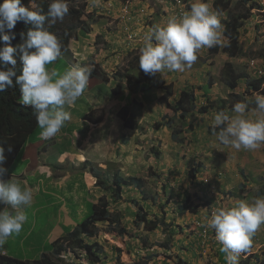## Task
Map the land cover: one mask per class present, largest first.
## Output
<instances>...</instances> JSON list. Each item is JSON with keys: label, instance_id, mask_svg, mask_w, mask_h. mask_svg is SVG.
<instances>
[{"label": "rangeland", "instance_id": "obj_1", "mask_svg": "<svg viewBox=\"0 0 264 264\" xmlns=\"http://www.w3.org/2000/svg\"><path fill=\"white\" fill-rule=\"evenodd\" d=\"M87 1L88 3L85 8H83L81 18L88 19L89 31H87L89 36L82 39V41L85 40V42H81V44L88 45L94 49L95 52L93 51L94 53L91 59L96 62L97 65H99L98 68L108 76L107 81H111V74L115 71H123L130 68L131 61H133L135 57L140 56L144 34L153 26H164L168 18L173 15L175 8L174 1L170 2V0H102V4L96 7L91 5L90 0ZM185 1L190 3L188 7L191 8V4L194 0H184V2ZM213 1L214 0H206L211 7ZM261 1L263 2V0ZM126 2L129 4L131 11L137 13L139 10L141 12L138 18L134 19L136 24L122 23V17L126 18V15L121 12V7ZM108 3L111 5L116 4V7L119 6V8L110 10L106 7V5H109ZM189 10L190 9L187 11ZM258 11L262 12L263 9L258 10L254 8L251 12L252 15L246 20H242V22H244L240 28L239 41L242 45V53L240 55L234 58L228 57L224 50L226 41L224 37H222L221 42L217 45V52L210 53L209 48L202 49L198 54L197 61L191 68H186L183 72L165 70L163 73H158V76H152V78L155 77L156 79L153 80V82L149 81L150 89L143 95L142 100L138 96V93H135L133 96L130 94L127 95L128 101H126L124 106L127 116L131 117L132 114L135 113V111H132L134 106L131 103V97H136L135 103L137 105H135L140 108L139 119H141V123L139 124V132L143 139L142 143L138 140L137 145L140 147L137 151H139V153L142 151L139 155L143 159L145 167L146 163H153L152 167L149 166V168L147 167L144 169L142 178L137 180L138 186L134 184L130 186L122 184L124 189L125 187L126 189L128 188L126 195L132 196L127 197L128 199L156 194L160 186L159 183H161L159 182L160 177H167L172 189H175L177 192L180 191L183 196L195 192L196 194L191 196L195 197L194 199H198V196H200L203 203H206V211H208V214L204 213L202 220H206L207 224V220L211 218L212 213L217 208H230L233 205L230 204V206H226L224 200L228 201L232 197L248 195L244 200L253 202L258 197H264L262 194H257V190H255H264V145L257 150L248 151L241 149L237 151L230 146L219 144L212 130L206 129L207 126H212V120L216 113L215 108H217L219 104L214 108H209L204 117L203 126L201 125L199 128L195 127V133L189 128L188 131L182 133L183 141L179 143L174 142L175 144L170 140V134L165 128L161 131H157L156 128H153L154 122L162 121L163 115H171V113L164 112L166 108L161 101H155L150 105L145 104L146 99L151 94H154V92L158 96L164 94L165 86L171 83L172 94L168 97L170 101L177 97L178 91L186 88L194 91L197 107L201 104L206 105L205 99L207 97L210 99H223L224 103L227 105L230 103L228 99L229 90L224 83L223 73L228 72L240 75L239 80H237L238 84L235 91L245 93L246 99H248V102H246L248 104V108L245 112L246 118L256 119L259 115L253 111L256 108L254 98L256 93L245 88L244 81L246 77H264V13L259 15ZM218 13L220 14L219 18L221 24H223L227 20L232 19L235 15H241L243 13V8L242 6L236 7L234 2H232L229 11ZM93 16L94 20L90 22ZM66 18L67 16H65L62 22L57 21V23L54 24L55 33L58 34V32L65 27V24L71 25L66 21ZM256 19L262 21L258 24L254 23ZM77 25L78 23L75 22V27ZM132 27L135 28V33L140 36L142 41L138 46L130 50L124 48L125 43L121 40L124 34H126L129 29H132ZM80 33H82L80 34L81 37L87 35V33L83 31ZM75 41H77V39H75ZM113 46H115L116 51H119V53H117L119 56L118 58H114V55L116 56L117 54L111 52ZM74 50L77 51L76 49ZM71 52V49H68L57 61L47 67L50 70L55 68L58 72L63 73L66 68L65 63L70 58ZM88 63L91 64L90 61H88ZM134 71L136 73V70ZM96 82L98 83L95 84ZM99 85L100 81H97L95 78H90L89 85L84 95L96 94L103 99L105 103L109 98L113 99L111 90H108L107 86L102 85L100 89L98 88V90H96L95 86ZM202 86L204 89L207 88V96H204L205 94H203L204 89L201 88ZM86 102L80 104L81 110H87L88 102L87 107L84 108ZM226 105H224L223 108L227 110ZM229 114L235 115L230 111ZM172 129L178 130L179 132L182 130L179 124L174 125ZM192 134H195L193 138H191ZM149 156L156 157L158 163H161L163 166L160 169H156L153 158L149 160ZM126 162L128 163V161ZM198 162L202 163L204 167L203 171L207 172L205 177L208 179V185L203 186L196 184L198 178L192 181L187 178L186 173L189 172V168L195 166ZM16 165L17 162L12 167L16 169ZM172 166L173 169H171ZM120 169L122 172L123 167L121 166ZM157 172L160 174H157ZM116 174L120 176V171L116 170ZM132 174H134V172H129L128 176H132ZM150 176L155 177V179L152 181L147 179V177ZM246 187H249V192L247 191L248 194H244L243 189H247ZM181 197L182 196H179L177 198V202L184 200V197ZM150 198L152 197H147L146 199L148 200ZM149 203V201H143L142 204L145 209H148L147 205ZM45 204H47V201L39 197L38 205L43 206ZM196 204L199 205V203ZM190 205L192 206V204ZM169 206L170 207L167 208L168 215L165 216L166 223H168V225L169 223H177V225H180L179 228H177L180 232L175 234V236L173 235L170 241H168V236L170 234L163 231L162 228V231L157 230L152 233L139 230L140 238L138 239L143 240V238L146 239V237H149L152 238L153 243H156V245L147 248L148 250L145 252L132 248L134 246L133 241L122 238L117 230L122 227L126 229L131 227L134 210L128 204L114 203L110 219L112 220L114 217H120L121 221L120 223H114L113 220L111 221L109 219L106 222L95 224L97 230L95 239L100 248L97 250L96 261L81 256L77 248L63 251L61 257L66 263L72 262L74 264H131L137 259L145 261L146 254L150 253L155 255L152 259V264H192V261L194 263L196 262V264H214L215 262H213L212 257L218 256L216 254L218 253V248H215L213 244H202L203 242H200L198 235L193 230V225L199 220V215L185 212L181 215L178 214L179 216L176 218L177 215L172 213H177L175 201L170 200ZM25 207L27 206H22L24 212ZM52 214L53 209L40 211L38 215L34 217L35 219L32 225L31 220L29 221L27 219L20 234H14L9 237L4 244L3 247L7 249L8 255L16 258H32L34 256H39L40 252L44 250H50L47 248L42 249L43 243L41 242L46 232L56 223L57 218L56 216L55 218L52 217ZM150 216L149 214L148 217ZM125 224L126 226H124ZM27 230H30V233L25 235ZM189 230H193L192 234H189ZM211 231L215 234L213 229H211ZM133 233H136V231H133ZM21 238H23V240L20 243ZM177 238H179V240ZM180 239H182L181 241L183 242L182 247L188 248L187 254H183L184 262L182 259H177L176 255L174 257H168L166 254V246L163 247L168 243H171L174 247L176 243V245L179 244ZM40 243L41 248L37 252L35 248L40 245ZM262 244H264V226L253 235L252 246L243 256L239 257V264H264V247L259 248ZM160 245L163 246L160 247ZM179 246H177V248ZM201 246L203 247L201 248ZM184 250L185 249H182L181 251L184 252ZM206 254L207 257L203 260ZM207 258L208 261H206ZM163 260L166 261L161 262ZM202 260L203 262H200Z\"/></svg>", "mask_w": 264, "mask_h": 264}, {"label": "clouds", "instance_id": "obj_2", "mask_svg": "<svg viewBox=\"0 0 264 264\" xmlns=\"http://www.w3.org/2000/svg\"><path fill=\"white\" fill-rule=\"evenodd\" d=\"M77 1L78 8H81L79 10L76 7L78 12L81 13L77 16L81 18L83 8H85L88 1ZM173 1L174 0H170V2ZM180 1V8L182 9V14L180 16L174 15L178 8L174 1L175 8L173 15L168 18L166 24L164 26L156 25L151 27L143 36V47L140 50L139 56V69L147 75L156 76L158 73L165 72V70L183 72L186 68H191L197 61L198 54L202 49L212 48L218 45L222 40L224 28L219 18L220 14L213 10L206 0H194L191 4V8L188 7L190 4L189 2H184V0ZM90 2L94 7L102 4V0H90ZM106 7L110 10L119 8V6L116 7V4H109L106 5ZM254 8L258 10L263 9L262 12L258 11L259 15L264 13V8L260 6H255L250 11L252 12ZM188 9L190 10L187 11ZM68 14V0H51L47 12H44V10L35 3V0H29V6L27 7L22 5L21 0H2V2H0V42L3 43V46L0 47V93L14 86L13 77H15V84L19 86L20 101L23 105L30 106L35 111L37 124L42 130L41 137L45 139L56 136L65 125V122L71 120V113L66 111L65 108L66 106L74 105L78 98L84 94L89 85L90 76L94 70L93 67H95L97 72V77L95 79L103 83L108 82V76L98 68L99 65L93 60H91V64L88 65L77 63L67 68L73 59L72 52L74 49H71V44L73 45L75 39L81 40L83 37L86 38L89 36V27L88 31H86L87 35L71 39L68 49H71L72 52L70 58L65 63L67 69L64 70L63 73L58 72L55 68L50 70L47 67L57 61L61 55L68 50L62 52L60 39L53 32L49 31L52 25L56 24L57 21L62 22ZM136 14L139 16L141 12L138 10ZM124 19L125 18L122 17V21ZM93 20L94 16L92 18V21ZM19 21L30 24L31 27L26 33H21L23 42L13 47L11 41L15 39V33L12 30ZM260 21L262 20L256 19L254 23L258 24ZM122 23L124 24L125 22ZM121 41L125 43L124 48L132 50L135 46H138L142 40L140 38L139 42H130L125 39L124 34ZM111 50L113 54L119 53V51L115 50V46H113ZM17 52H19V58L22 62L19 75H17L15 69L17 64ZM118 57V54L116 56L114 55V58ZM8 65L12 67H8ZM139 69L134 70H136V74L140 76ZM137 93L142 100L143 96L141 93ZM128 94L130 93L126 91L125 97L118 99H125V101H128ZM130 95L133 96L135 93ZM154 95H156L155 92ZM135 99L136 97H131V103L134 106L132 111H135L131 117H134L135 122L133 126H129V128L124 125L128 130L132 129L135 124L139 125L141 123V119H139L140 108L136 107L137 104L135 103ZM146 103L147 102H145V104ZM255 105L256 108L253 111L259 114L256 119L246 118L245 112L248 107L246 102H236L231 109V112L235 115H230L228 110L217 111L212 120V128L206 129H211L217 141L223 146H230L237 151L241 149L248 151L257 150L264 145V94L259 92L255 94ZM125 109L126 108H122L125 116L124 119L131 118L127 116ZM137 110H139V114H137ZM92 112H94V109L90 111V114ZM164 112L168 113L166 110ZM175 120L176 124H179L182 130L181 132L178 130L174 131L180 134L182 138L180 141L182 142V133L188 131L189 127L184 128L183 125L185 124L177 121L176 117ZM157 127V131H161L165 128ZM199 127L200 126H198V128ZM153 128L155 127L153 126ZM217 128L220 129L218 132H216ZM165 129L169 132L170 140L173 143L180 142L172 138V131L170 129ZM194 136L195 134H192L191 138ZM11 150V147H9L8 151ZM4 151L5 149L0 147V205L8 207L0 210V247L4 246L9 237L14 234H20L23 225L27 221V216L22 210V206H30L34 198L32 188L22 187L21 183L15 178L8 180L4 179V172L6 171L2 167L5 160ZM152 158L154 163H158L156 157L152 156ZM162 166L163 165L160 163L156 166V169H160ZM203 168L201 162L196 163L195 166L189 168V171L191 169H197L196 176H190L189 172H187V178L191 181L198 178L197 183L195 181L193 182L203 186L208 185V179L205 177L207 172H204ZM157 174L160 173L157 172ZM117 176L118 175H116V177ZM116 177L110 181L115 182ZM138 179L140 178L130 176L128 177L129 181H125L122 177V181L120 182L121 194L123 195L126 189V187L125 189L123 188L122 184L126 186L133 184L138 186ZM153 179H155V177H153ZM160 180L169 183L167 177L165 178L162 176ZM111 186H113V184ZM169 187L171 191H175V189L171 188L172 186H170V184ZM177 193H180V191ZM193 193L196 194L195 192ZM193 193L188 194L187 197L190 195L193 201L199 203L197 200L201 198L194 199L195 197L191 196ZM179 195L183 197L182 193ZM247 196L248 195H243L242 197L237 196L234 198L232 197L228 201L224 200L226 206H230V204L233 205L230 208H217L212 213L211 218L207 220V224L206 220H202L204 213L208 214V211H206V203H203L201 199L199 205H197L196 215H199L200 221L197 220L194 223V232L198 235L200 242H203L202 244H213L215 248L218 249L221 247L220 251L225 253L224 263L215 262L214 264H239V257L243 256L252 246L253 235L264 226V197H258L253 202H247L244 200ZM127 197H129V195L125 197L127 200L126 202H113L111 194L110 197L101 195L97 201L103 198L107 202V209L110 213L112 212L114 203L128 204L133 208L135 213V206L130 204L129 201L137 200L128 199ZM143 201L144 199L137 202L143 203ZM181 202L182 201L178 203L175 202V204L177 203L176 207ZM173 214H175V212ZM133 215L134 214H132V217ZM175 215H177L176 218H178L179 215ZM113 221L114 223H120L121 219L120 217H114ZM124 226H126V224ZM134 227L132 221L130 228L126 229L122 227L118 228V230L122 229V231H127V233L141 230L140 228L134 229ZM211 229L214 230L215 234L212 233ZM193 230H189V234H192ZM119 235L122 236V238L128 239L126 234ZM83 238L86 237L84 236ZM93 239L96 241L95 238ZM181 243L183 244L182 241ZM202 247L203 246H201V248ZM182 249H186L188 252L187 247H182ZM0 251L3 253L4 249H0ZM192 264H196V262L194 263L192 261Z\"/></svg>", "mask_w": 264, "mask_h": 264}, {"label": "trees", "instance_id": "obj_3", "mask_svg": "<svg viewBox=\"0 0 264 264\" xmlns=\"http://www.w3.org/2000/svg\"><path fill=\"white\" fill-rule=\"evenodd\" d=\"M0 2H2V0H0ZM77 2V0H68L70 11L69 14L66 15V21L71 25L65 24V27L60 32H58V34L54 32V25H52L49 29V31L53 32L60 39L62 44V52L68 49V45L72 38L80 36V34H82L80 33L81 31L85 33L89 27L88 19L80 18V16L78 18L77 16L81 14L78 12V9L80 10L81 8H78L79 6ZM232 2H234L236 7L242 6L243 13L241 15H235L232 19L227 20L222 25L224 28L223 37L226 41L224 44V50L228 57L234 58L242 53V45L239 41L241 32L240 28L244 22H242V20H246L251 16L250 10L253 7L260 6L261 8H263L264 0L263 2L261 0H214L211 8L217 12L229 11L230 4ZM21 3L26 7L29 6V0H21ZM35 3L39 5L44 10V12H47L51 0H35ZM134 13V11L130 10L128 16L122 22L128 24H136L134 19H136L138 14L135 13V15L133 16ZM75 22L78 23L76 27ZM30 27V24H25L23 21H19L16 23L15 28L12 30L15 33V39L11 41V45L13 47L23 42L21 33H26V31ZM134 29L135 28L132 27V31H134ZM2 46L3 43L0 42V47ZM209 50L210 53H216L218 50V46L216 45L212 48H209ZM19 55V52H17V64L15 66L17 75L20 74L22 68V62L19 58ZM8 67L12 66L8 65ZM134 68L139 69V56L135 57V59L131 61L130 68H128L127 70H118L117 72L111 74L112 80L114 81V84L110 89L111 95L113 97L123 98L125 97L126 91H128L130 94L140 92L143 96L150 89L149 81L153 82V80H155L156 78H152V76L145 74L141 69H139L140 74H143L139 76L134 72ZM93 69L94 70L92 71L90 78L97 77L95 67H93ZM239 76L240 75L238 74L228 72L223 73L224 83L229 90L228 99L230 103L227 105L224 103L223 99H210L207 97L205 99L206 105L201 104L202 106L200 105L199 107H197L194 91L192 89L186 88L180 90L177 97L170 101L168 97L172 94V85L171 83H169V85H166L164 88V94H162L161 96L151 94L146 99L147 105L152 104V102L156 100L161 101L164 104L166 111H170L171 113V115H163V121L154 122L153 126L155 128L158 126L157 128L165 127L170 129L172 131V138L174 140L177 139L180 141L182 139L180 134L172 129L174 124H176V117L177 121L185 124L183 125L184 128H188L189 126V128L192 129V131L195 133L193 127L195 128L204 125L203 120L209 108H214L217 104H219L218 107L215 108V111L217 112L220 110H226V108H223L224 105H226L227 110L231 112V109L236 102H248L245 93L235 91ZM244 82L245 88H248L255 93L259 92L261 94H264V77H246ZM13 85V87L0 93V147H3L5 149V160L2 164V167L6 170L4 172V179L7 176V170L11 163L21 153L24 145L31 140L30 137L32 135L35 136L34 131L35 127L37 126L35 111L30 106L23 105L20 101L19 86L15 84V77H13ZM201 88L204 89L203 86ZM203 94H205L204 96H207V88L204 89ZM137 114H139L138 110ZM134 122V117L125 118L123 125L129 128V126H133ZM207 128H212V126H208ZM219 130L220 129L217 128L216 132H218ZM9 147H11V151H8ZM90 172L96 177V184L102 185V183H104V178L101 179L99 177L100 173H98L95 168H90ZM196 173L197 169H191L189 171V175L193 177L196 176ZM121 181L122 177L117 176L115 184L108 187L113 202L127 201L121 194ZM159 182L161 183H159L160 186L157 189L156 194H150L149 196L143 197L144 200L150 202L147 205L148 209H145L142 203H138L137 201H129L130 204L135 206V213L132 217V221L135 226L134 229L140 228L141 230H145L150 233L157 230H163L169 233L170 235L168 236V241H170L173 235L175 236V234L180 232V230L177 229L180 225H177V223H169L168 225V223H166L165 221V216L167 214V208L170 207V200L174 199V201L177 202V198L181 193L171 191L169 183L167 181L160 180ZM246 188L247 189L242 188L244 190V194H248L247 191L249 192V187ZM255 190H257V194L259 193L264 195V190ZM188 194L183 196L184 200L179 203V205H177V213L175 214L181 215L185 212L191 214L196 213V201H193L191 197H187ZM146 197L152 198L147 200ZM200 200L201 199H198L197 202L200 203ZM190 204H192V206ZM3 208L4 205H0V210H2ZM110 214V211L107 209V202L103 198H100L95 204L92 205L89 215L84 217L81 221L77 222V224L72 229L65 230L60 237L50 243V246H47V249L50 250H44L43 252H40V255L37 257L22 259L9 256L7 249H5L4 247H0L1 250L4 249L3 253H1L0 251V264H74L72 262L66 263L61 257L63 251L69 249L71 250V248L79 249L81 256L96 261L97 250H99L100 248L97 241L93 239L95 238L97 232L95 224L108 221L110 219ZM149 214L151 215L150 217H148ZM118 233L123 235L126 234L128 240L133 241L134 243V246L132 248L143 252L147 251V248H151L152 246L156 245V243H153L152 238L146 237V239L143 238V240L138 239L140 238L139 231H136V233L134 234L132 232L127 233V231H122V229H119ZM84 236L86 238H83ZM177 239L179 240V238ZM176 244L174 245V247L171 243H168L164 246L160 245V247L166 246V254L168 257H174L176 255L177 259L183 260V254L186 255L187 251L186 249L184 250V252L181 251V240L179 241L180 246L179 244ZM177 246L179 247L177 248ZM220 248L218 249L217 260L220 263H224L225 253L221 252ZM154 256V254L147 253L145 256V261H143L142 259H137L131 264H152V259ZM164 261L166 260H163L161 262Z\"/></svg>", "mask_w": 264, "mask_h": 264}, {"label": "crops", "instance_id": "obj_4", "mask_svg": "<svg viewBox=\"0 0 264 264\" xmlns=\"http://www.w3.org/2000/svg\"><path fill=\"white\" fill-rule=\"evenodd\" d=\"M82 39L71 44V49L77 51L72 52L73 59L67 68L77 63L88 65V61L92 60L94 49L81 44L85 42ZM113 84L112 79L107 83L100 81V85L95 88L98 90L105 85L110 90ZM82 102H86L84 108L87 107V110L80 109ZM125 103V99L115 97L109 98L105 103L96 94H83L74 105L66 106L65 110L71 113V120L65 122L56 136L42 138V130L37 124L35 136L30 137L31 140L24 145L21 153L9 166L5 180L15 178L22 187H30L34 192L32 204L24 208L31 225L34 217L47 209H53L52 217L57 218L56 223L43 236L42 249L50 246V243L60 237L65 230L72 229L77 222L89 215L92 205L101 195L110 197L107 187L115 184L110 180L116 177V170L120 171L123 180L129 181V172H134L132 176L135 175L136 178H142L144 169L153 166L152 162H148L145 167L139 155L142 151L140 153L137 151L140 147L137 142L139 140L142 143L143 139L139 125L135 124L130 131L123 125L125 116L122 108ZM92 109L94 112L90 114ZM149 158L152 160V156ZM16 162L15 169L12 166ZM154 165L159 164L155 162ZM90 168H95L100 173L99 177L104 178L102 185L96 184V177L91 174ZM147 179L153 180V177ZM127 190L123 192L124 197ZM39 197L47 201V204L38 205ZM133 198L137 201L142 200V197ZM5 207L8 206L4 205ZM29 233L30 230H27L25 235ZM23 238L20 239V243ZM41 243L35 248L37 252L41 248ZM261 247H264V244L259 246ZM206 257L207 254L203 260ZM212 258L213 262L219 263L218 256Z\"/></svg>", "mask_w": 264, "mask_h": 264}, {"label": "built area", "instance_id": "obj_5", "mask_svg": "<svg viewBox=\"0 0 264 264\" xmlns=\"http://www.w3.org/2000/svg\"><path fill=\"white\" fill-rule=\"evenodd\" d=\"M174 1L176 2L177 6H178V8H177V10H176V12H175L174 15H179V16H180V15L182 14V9L180 8V3H181V1H180V0H174ZM129 11H130V6H129V4L126 2V3H124V4L122 5V7H121V12H122L124 15H126V17H127ZM125 39H126L127 41H130V42H139L140 37H139V35H137V34L135 33V31H132V29H129V30L126 32V34H125Z\"/></svg>", "mask_w": 264, "mask_h": 264}]
</instances>
